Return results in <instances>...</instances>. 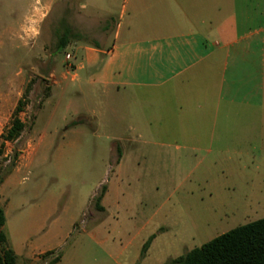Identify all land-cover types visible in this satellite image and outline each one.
I'll return each instance as SVG.
<instances>
[{"label":"rangeland","instance_id":"rangeland-1","mask_svg":"<svg viewBox=\"0 0 264 264\" xmlns=\"http://www.w3.org/2000/svg\"><path fill=\"white\" fill-rule=\"evenodd\" d=\"M118 2L112 8L116 18ZM82 4L0 0V143L26 95L17 115L24 130L16 141L5 142L0 156L3 232L18 254L16 264H48L55 257L58 264H167L263 219L264 112L224 131L227 140L201 143L180 161L164 154L167 148L127 147L118 178L112 159L97 161L86 152L91 147L74 152L71 141L124 133L93 135L84 117L62 123L65 113L102 116L105 108L100 90L71 83L65 74L76 36L92 42L114 26L110 19H87L93 9L83 11ZM66 32L70 44L59 50ZM120 105L111 104L114 116ZM74 122L82 123L72 128ZM102 187L111 196L107 213L98 216Z\"/></svg>","mask_w":264,"mask_h":264},{"label":"crops","instance_id":"crops-1","mask_svg":"<svg viewBox=\"0 0 264 264\" xmlns=\"http://www.w3.org/2000/svg\"><path fill=\"white\" fill-rule=\"evenodd\" d=\"M117 2L83 0V11L93 9L87 19H110L115 27L92 42L76 36L65 72L71 83L102 92L110 119L73 111L62 123L84 117L93 135L124 133L71 141L75 153L85 146L97 161L112 159L118 178L127 147L167 148L164 154L180 161L201 143L227 140L222 134L238 121L263 114L264 0H119L116 18ZM102 188L98 216L107 213L111 196ZM34 253L41 251L26 255Z\"/></svg>","mask_w":264,"mask_h":264},{"label":"trees","instance_id":"trees-1","mask_svg":"<svg viewBox=\"0 0 264 264\" xmlns=\"http://www.w3.org/2000/svg\"><path fill=\"white\" fill-rule=\"evenodd\" d=\"M68 36L69 33L66 32L60 38L59 50L66 48L69 44ZM25 103L26 95L23 100L18 102L11 125L1 136L0 156L3 154L5 142L16 141L24 130V124L17 115ZM81 123L74 122L72 126ZM2 183L3 179L0 178V185ZM103 194L104 189L102 188L96 199V206L99 210H101L99 203ZM5 223L4 210L0 207V264H16V255L8 247L7 238L3 232ZM47 254H53V252ZM59 259V257H55L48 264H57ZM167 264H264V218L236 227Z\"/></svg>","mask_w":264,"mask_h":264},{"label":"built area","instance_id":"built-area-1","mask_svg":"<svg viewBox=\"0 0 264 264\" xmlns=\"http://www.w3.org/2000/svg\"><path fill=\"white\" fill-rule=\"evenodd\" d=\"M70 59V56L69 55H66V60H69Z\"/></svg>","mask_w":264,"mask_h":264}]
</instances>
